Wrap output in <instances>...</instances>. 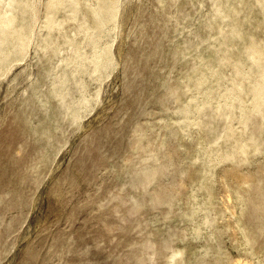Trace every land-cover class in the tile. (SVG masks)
<instances>
[{
    "label": "rangeland",
    "instance_id": "rangeland-1",
    "mask_svg": "<svg viewBox=\"0 0 264 264\" xmlns=\"http://www.w3.org/2000/svg\"><path fill=\"white\" fill-rule=\"evenodd\" d=\"M219 1L117 0L100 40L112 62L92 78L96 37L65 35L74 16L92 18L99 0H34L23 53L10 56L7 44L8 66H0V264H227L239 256L255 264L260 254L245 253L234 221L242 205L223 198L257 170L264 143L236 162L217 148L227 135L208 134L225 84L251 83L238 71L245 67L225 58L239 45L229 39L221 49L219 38L235 18L256 36L264 29L260 10L250 19L249 6L232 14L227 7L238 0ZM215 5L225 7L206 21ZM77 53L85 56L80 69ZM248 93L237 90L233 103L242 108L226 110L232 140L242 136Z\"/></svg>",
    "mask_w": 264,
    "mask_h": 264
},
{
    "label": "bare ground",
    "instance_id": "bare-ground-1",
    "mask_svg": "<svg viewBox=\"0 0 264 264\" xmlns=\"http://www.w3.org/2000/svg\"><path fill=\"white\" fill-rule=\"evenodd\" d=\"M13 1L14 0H7V5L4 6L5 8H3L2 11H0V55H2V57H0V66L4 69L8 66V62L6 61H9L10 59V57L8 58V56H6L7 52H5L7 44L10 46V56L22 54L29 39L28 28L30 23L28 22V18L30 22L31 20L35 21L37 19L34 0H16L17 3L21 4L20 8L17 9L14 7ZM221 2L226 5L225 0H221L218 3ZM73 3L76 5V0H73ZM116 6L117 0H99L97 6L91 10V19H88L86 13L83 12L78 18L74 16L75 20H77L76 26H67L69 29V32L65 35V38L68 39L67 41L73 40L75 30L85 31L86 39L92 35L96 37V40L92 42V53L88 55L91 62V68L87 73L91 75L92 78L99 77L102 73L106 72V69L111 65L112 53L110 52V45L107 41L100 40L108 35L109 23L112 24L116 18ZM244 6L250 7L247 12V16L250 19L255 17V13L258 10L261 11L260 26L264 29V0H238V3L228 6L227 11L236 14ZM77 9H79V7H77ZM221 9L222 8L219 5H215L206 21L208 19L215 20L218 18ZM52 20L55 23L58 21V19L54 17L51 19L48 18L50 25L53 24ZM206 21L202 23L203 27L212 26V21ZM255 28H260L259 24L255 25ZM253 32L254 29L247 31L242 28L240 26V21L235 18V20L230 23L228 34H222L219 38L222 43L220 47L221 49H225L227 44L231 43L229 42V39L239 45L237 52L232 54V57H227V55H225V58L233 60L232 62L235 64L240 63L241 67H245L247 71L239 69L238 71L243 73L248 72L251 78L250 84L238 81H231L230 83L226 82L228 84H225L224 89L227 92L223 94V98L221 99L222 106L218 109L216 115L212 116L215 122V127H213L208 134L209 136L213 135L218 137V140L221 134H226L227 137L223 138L225 140H222V145H219L217 148L224 146L223 157L228 160L233 159L236 162H247L248 154L251 156L257 150L259 145L264 143V133L253 137L254 134L264 130V36H256ZM229 35H231V38H229ZM98 40L100 41L99 43L97 42ZM19 55L16 57H19ZM84 57L85 56H82L80 53L76 54V59L79 58L76 62L78 69L82 68L84 65ZM6 58L8 59L6 60ZM217 71L218 68L216 67L214 72L216 73ZM211 72H213V70H211ZM72 73H76V71L73 70ZM239 89L248 90V92H250L246 95L251 98V104L245 110L246 114L239 120L240 127L238 131L242 134L241 138L239 139L237 137V140H232L235 131H224L222 122L225 119L227 114L226 110L228 108L233 106L239 110L242 108V102L236 100L237 103H233V99H236L237 90ZM229 93L231 94L229 95ZM63 99L64 97L62 96L60 99L61 103L64 102ZM80 103L81 106H86L88 103V96L81 95ZM200 107L202 106H197L198 109ZM67 108L66 116H71L74 121L78 109L70 106V104L67 105ZM219 119L221 123H219ZM246 122L247 125L245 126ZM249 176L251 177L248 180L238 181L233 185H229L224 194L223 200L227 203L226 205H230L231 203L235 204V206L239 203L242 205L240 206V211L235 214L234 221L238 223L237 228L243 235L245 253L249 255L260 254V257L257 256V261H254V263L264 264V183H262V180L264 179V156L262 162L258 165L257 170L249 172ZM143 181L145 180L143 179ZM253 208H256L254 212ZM243 213L246 217L250 214L247 225L244 223L240 224V219ZM260 240L263 244L261 243L260 247L255 249L254 246L257 244L259 245L258 242H260ZM227 264L252 263L246 256H239L232 259Z\"/></svg>",
    "mask_w": 264,
    "mask_h": 264
}]
</instances>
